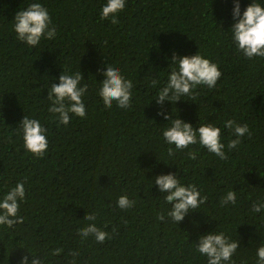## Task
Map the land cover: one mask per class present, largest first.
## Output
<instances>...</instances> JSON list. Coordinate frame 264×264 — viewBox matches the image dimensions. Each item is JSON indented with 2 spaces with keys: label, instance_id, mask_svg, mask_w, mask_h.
<instances>
[{
  "label": "trees",
  "instance_id": "trees-1",
  "mask_svg": "<svg viewBox=\"0 0 264 264\" xmlns=\"http://www.w3.org/2000/svg\"><path fill=\"white\" fill-rule=\"evenodd\" d=\"M29 2L0 0V195L18 180L26 188L23 222L0 227V264H19L31 254L44 257L45 264H71L72 249L79 252L76 264H206L193 241L216 225L240 241L235 264H256L264 214L251 213L250 205L264 198V58L249 60L232 45L225 32L233 22L232 0H127L116 23L100 18L104 0H41L57 36L37 47L18 41L13 30L16 12ZM248 3L241 0L242 10ZM198 49L219 65L222 76L217 87L199 86L194 96L178 101L177 114L194 127L231 118L247 123L251 135L236 149L226 147L225 160L195 144L177 151L169 165L163 162L171 159L161 134L166 121L151 103V80H166L165 57L173 51ZM105 62L119 64L133 80L130 109L109 108L97 95L103 79L98 69ZM61 69L81 71L89 86L86 117H73L68 125H58L48 112L44 87ZM172 107L168 103L166 110ZM26 114L47 128L43 156L23 148L17 124ZM222 135L225 145L234 138L227 128ZM178 170L207 200L177 225L150 179ZM229 189L237 191V204L221 206ZM125 193L136 203L121 210L116 200ZM87 212H95V222L109 233L103 243L82 240L76 231L88 223Z\"/></svg>",
  "mask_w": 264,
  "mask_h": 264
},
{
  "label": "clouds",
  "instance_id": "clouds-1",
  "mask_svg": "<svg viewBox=\"0 0 264 264\" xmlns=\"http://www.w3.org/2000/svg\"><path fill=\"white\" fill-rule=\"evenodd\" d=\"M232 24L228 32L231 43L237 52L249 60L264 58V0H250L243 8L241 0H232ZM127 6V0H104L100 8V18L117 22L118 13ZM13 30L18 41L29 47H37L42 40H54L57 29L47 7L41 0H31L26 7L20 8L13 19ZM169 61L166 80L160 84L156 79L151 80V85L156 88L152 101L158 106L157 115L162 117V138L167 148V156L171 159L163 161L166 164H174L177 151L188 149L190 145L199 144L208 153L214 154L221 160L228 158V151L236 149L245 135H251L247 123H238L234 119H226L221 125L213 122H201L193 126L192 122L177 114L174 105L184 97H192L199 86L213 89L218 86L222 76L219 65L203 54L200 49L194 54H184L173 51L171 56H166ZM98 71L103 72V79L99 80L97 95L101 97L105 106L113 105L120 109H130L133 104L132 79L127 78L119 64L104 63ZM84 80L81 71L62 70L58 77L45 82L47 88L48 112L58 125H68L73 117H86L87 110L84 97L88 91V84ZM58 81V82H54ZM185 100V99H184ZM173 105L171 112L166 110V105ZM17 132L22 139L23 148L35 156L46 154L49 141L47 128L35 117L24 115L18 122ZM231 130L233 139H229L227 145L222 135L223 129ZM191 158L195 153L189 152ZM178 171L163 172L154 175L150 180L152 187L155 185L163 195L164 200L171 205L166 211V216L177 225L191 212L197 211L207 200L201 190L192 183H184ZM237 191L227 190L219 200L221 206L236 205ZM26 200V188L23 180H18L14 186H9L3 195H0V227L13 228L22 223L24 217L20 214L21 205ZM136 201L130 199L128 194L117 197L116 206L121 210L130 209ZM250 212L264 214V198H257L250 205ZM95 212H87L83 220L88 221L78 232L82 240L89 237L96 242L103 243L109 238V233L103 230L95 222ZM160 220L165 219V214L159 215ZM199 226V222H196ZM195 251L206 258V264H235L234 254L240 247V241L232 239L225 231L215 228L201 232L193 241ZM59 251V250H55ZM71 264H76L79 252L72 249ZM19 264H45V258L38 255H25ZM256 264H264V242L256 248Z\"/></svg>",
  "mask_w": 264,
  "mask_h": 264
}]
</instances>
